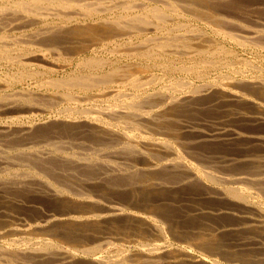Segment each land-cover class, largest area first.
<instances>
[{
	"label": "bare ground",
	"instance_id": "obj_1",
	"mask_svg": "<svg viewBox=\"0 0 264 264\" xmlns=\"http://www.w3.org/2000/svg\"><path fill=\"white\" fill-rule=\"evenodd\" d=\"M242 6L0 0V264H264V17Z\"/></svg>",
	"mask_w": 264,
	"mask_h": 264
},
{
	"label": "rangeland",
	"instance_id": "obj_2",
	"mask_svg": "<svg viewBox=\"0 0 264 264\" xmlns=\"http://www.w3.org/2000/svg\"><path fill=\"white\" fill-rule=\"evenodd\" d=\"M243 1V6L241 7L242 9H244V12L245 13H243V11L242 12H240V10H234L233 12H234V14H237V12H238V18L240 19H242L243 21H245V22H249L248 24H251V23H253V16H256V15H260L261 17H264V16H262V15H264V4H260V3H257L256 5H257V7L255 8V6L253 7V5L254 4H251L252 2H254L255 0H242ZM256 1H258V0H256ZM246 2V3H245ZM259 4H260V6H259ZM245 6V7H244ZM259 6V7H258ZM262 6H263V8H262ZM261 7V8H260ZM251 8V9H250ZM259 8V9H258ZM255 10H257V11H255ZM252 11V12H251ZM261 11V12H260ZM242 13V14H240V13ZM248 12V13H247ZM250 13V14H249ZM256 14V15H255ZM242 16H244V17H242ZM245 18V19H244ZM251 19V20H250ZM250 20V21H249ZM41 114H44V113H40V114H38V115H36V116H23V117H21V119L20 120H18V121H16V122H14L15 124H19V125H28V123L29 124H32V123H40V122H42V121H44V120H46L48 117H47V115H44V116H46V117H44L43 115H41ZM30 117H31V119H30ZM38 117V118H37ZM45 118V119H44ZM28 119V120H27ZM0 121H2V122H7L8 121V118L6 119L5 117L4 118H0ZM29 121V122H28ZM24 123V124H23ZM219 224H221V221L220 222H216V225H219ZM229 236H227L226 238H228ZM196 256H197V258H199V259H201V255L200 254H198V253H194ZM205 259V258H204ZM220 259V261L223 263V264H230L228 261H226V260H222L221 258H219ZM205 261H207L206 259H205ZM225 261V262H224Z\"/></svg>",
	"mask_w": 264,
	"mask_h": 264
}]
</instances>
